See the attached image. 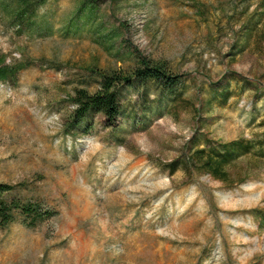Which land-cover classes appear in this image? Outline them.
<instances>
[{
	"label": "rangeland",
	"instance_id": "1",
	"mask_svg": "<svg viewBox=\"0 0 264 264\" xmlns=\"http://www.w3.org/2000/svg\"><path fill=\"white\" fill-rule=\"evenodd\" d=\"M78 1L48 0L43 34L0 23L5 62L29 63L0 82V181L55 211L0 228V264H264V0H96L103 28L124 23L117 47L182 80L120 86L115 127L92 111L69 132V97L97 88L91 70L134 64L65 32ZM236 139L254 148L225 175L199 169L196 147Z\"/></svg>",
	"mask_w": 264,
	"mask_h": 264
},
{
	"label": "trees",
	"instance_id": "2",
	"mask_svg": "<svg viewBox=\"0 0 264 264\" xmlns=\"http://www.w3.org/2000/svg\"><path fill=\"white\" fill-rule=\"evenodd\" d=\"M48 0H0V23L11 28L16 36L38 30L43 34L44 29H38L37 18L39 11ZM98 3L96 0H79L63 28L66 33H76L80 27L91 34L92 40L99 44L110 55L123 56L134 59V64L129 72L123 71H97L91 70L97 88L89 91L84 87H76L69 97L73 104V110L66 121V131L78 128L89 112H97L103 115L106 127H115L121 113L120 86H132L134 83L145 84L149 81L158 85L161 90L172 92L182 80V75L174 73L163 60H155L142 54L138 49L126 46L124 50L117 47L121 41V28H103L102 18H98ZM121 56V57H120ZM29 63H6L5 55H0V82L17 83L20 70L26 68ZM230 96L228 89L222 92V100L226 102ZM77 133V132H76ZM254 144L250 140L236 139L211 146L207 143L193 150V158L199 169H204L213 177L217 174L225 175L223 167L235 159L250 153ZM176 161L171 162L173 168ZM187 169V167H186ZM24 182L11 184L0 181V228L8 227L19 221L24 226L35 227L41 222L54 216L55 211L40 200L27 197L21 193L25 188Z\"/></svg>",
	"mask_w": 264,
	"mask_h": 264
}]
</instances>
